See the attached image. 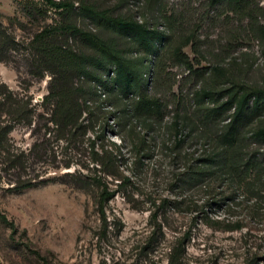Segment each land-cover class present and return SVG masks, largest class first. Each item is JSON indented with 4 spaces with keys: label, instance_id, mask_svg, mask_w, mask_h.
I'll return each instance as SVG.
<instances>
[{
    "label": "rangeland",
    "instance_id": "374dc122",
    "mask_svg": "<svg viewBox=\"0 0 264 264\" xmlns=\"http://www.w3.org/2000/svg\"><path fill=\"white\" fill-rule=\"evenodd\" d=\"M72 1L163 25L169 41L162 50L160 83L171 101L163 119L151 120L148 130L129 114L111 117L117 100L112 92L86 93L88 131L68 143L55 138L56 127L43 108L51 75L38 76L31 41L44 27L58 24L61 11L42 0H0V29L9 41L1 54L0 84L32 108L31 124L14 123L5 144L23 168L0 153V214L8 222L0 219V264H264V188L256 179L264 180V144L247 137L257 120L248 122L243 145L247 157L258 158L262 172L255 167L244 181L221 177L203 159L219 145L232 110L209 122L199 120L191 103L206 76L165 54L192 36L199 53L191 42L182 50L193 68L227 69L229 77L219 78L217 86L230 77L264 84V53L250 25L251 19L264 25V0H248L250 10L238 12L230 11L226 0H160L153 10L147 0ZM76 24L92 27L81 17ZM65 42L82 49L78 36L68 35ZM81 83L87 91L89 84ZM186 115L178 141L173 120ZM92 141L102 165L92 160ZM94 176L114 192L105 203V228ZM28 178L37 185L18 189Z\"/></svg>",
    "mask_w": 264,
    "mask_h": 264
},
{
    "label": "trees",
    "instance_id": "16d2710c",
    "mask_svg": "<svg viewBox=\"0 0 264 264\" xmlns=\"http://www.w3.org/2000/svg\"><path fill=\"white\" fill-rule=\"evenodd\" d=\"M52 8L60 10L62 20L55 25L44 27L33 35L31 46L34 49V61L41 67L38 76L44 71L51 75L48 93L44 96V109L49 111L48 121L55 125V138L71 142L78 136H83L88 130L84 125L83 112L87 107L85 94L97 97L106 91L115 95L116 113L128 114L136 118L148 130L152 129L151 120H162L171 100H166L160 79L164 75L162 50L169 41V36L159 21L148 18L137 20L133 16L114 15L107 9H100L98 5L81 1L78 6L72 0H42ZM217 1V0H216ZM221 1V0H218ZM151 10L160 0H147ZM230 11L238 12L250 10L248 0H226ZM78 9V10H76ZM87 19L92 27H79L76 19ZM251 30L255 33L264 53V25L258 20L251 19ZM78 36L82 49H73L66 37ZM195 48L193 37H187L169 49L168 57L176 63L182 64L190 72L200 77L206 76V82L193 92L192 105L194 114L203 121L209 122L229 110L218 134L219 145L203 160L213 166L223 178L238 177L244 181L250 176L253 168L262 172L257 159L246 155L243 141L246 139L244 130L248 129L251 118L257 120L256 126L250 130L249 139L264 144V84H251L230 77L227 84L217 86L219 78H228L227 69L213 65L209 70L193 68L188 55L182 50L188 43ZM8 35L0 29V61L2 52L8 50ZM86 81L89 86L81 83ZM154 82V91H150V83ZM170 83L167 85L169 90ZM226 97L225 100H218ZM103 104H107L103 102ZM30 102L12 97L11 92L0 84V153L7 155L5 161L19 165L22 161L10 157L6 139L12 125L31 124L32 108ZM111 107V103L107 104ZM106 105V106H107ZM104 106V105H103ZM119 106V107H118ZM118 107V108H117ZM4 116V117H3ZM262 116V117H261ZM189 117L176 116L173 120L175 133L180 138L181 127L188 124ZM226 119V118H224ZM252 120V119H251ZM107 126V125H106ZM101 130L105 133L106 127ZM247 127V128H246ZM92 145V160L99 162V155ZM45 144V143H44ZM43 144V145H44ZM45 151L49 150L46 144ZM119 148L118 146H115ZM7 152V154H6ZM102 165V162H99ZM68 167L69 164L64 165ZM258 175V174H257ZM259 189L264 188V180L256 178ZM99 186L97 210L103 228L106 227L105 203L113 196L107 184L100 177L92 178ZM32 178L21 180L18 189L35 186ZM236 197L235 192L233 193ZM0 219L8 223L5 216ZM238 227V225H236Z\"/></svg>",
    "mask_w": 264,
    "mask_h": 264
},
{
    "label": "built area",
    "instance_id": "2783aa9c",
    "mask_svg": "<svg viewBox=\"0 0 264 264\" xmlns=\"http://www.w3.org/2000/svg\"><path fill=\"white\" fill-rule=\"evenodd\" d=\"M102 95H104V93H102Z\"/></svg>",
    "mask_w": 264,
    "mask_h": 264
}]
</instances>
